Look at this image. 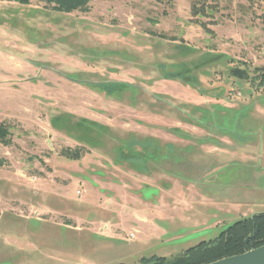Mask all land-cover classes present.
<instances>
[{
	"label": "rangeland",
	"instance_id": "obj_1",
	"mask_svg": "<svg viewBox=\"0 0 264 264\" xmlns=\"http://www.w3.org/2000/svg\"><path fill=\"white\" fill-rule=\"evenodd\" d=\"M53 6L0 0V264L173 258L264 211V0Z\"/></svg>",
	"mask_w": 264,
	"mask_h": 264
},
{
	"label": "trees",
	"instance_id": "obj_2",
	"mask_svg": "<svg viewBox=\"0 0 264 264\" xmlns=\"http://www.w3.org/2000/svg\"><path fill=\"white\" fill-rule=\"evenodd\" d=\"M20 4L29 5L31 0H16ZM46 2L47 4L54 5L55 11L61 13H72L75 11H87L89 4L94 0H37ZM204 8H202L203 10ZM215 11L216 9H211ZM211 12V11H210ZM207 16L206 9L201 11L197 7V4L192 6V14L199 16L200 14ZM207 13V14H206ZM239 79L249 80V74L247 71H241L236 69L234 73ZM258 76V75H257ZM169 79H181L185 83L199 88L197 81L195 82L193 77L185 79L179 76H167ZM261 78L260 86H264V72L257 78L259 81ZM91 84V85H90ZM91 87L96 85H117V83H90ZM123 85V84H122ZM125 86V85H123ZM202 92V91H201ZM203 93V92H202ZM10 127L5 122H0V141L3 144H10ZM83 147L76 149L66 148L62 151L65 158L70 160H79L85 154ZM0 164L2 161L0 160ZM264 246V212L256 214L252 217L240 220L228 228H226L221 234L212 240L202 241L196 246L184 251L182 254L173 258L165 257H143L140 260L141 264H209L224 258H228L235 255L244 254L250 250L257 249ZM124 264V263H121Z\"/></svg>",
	"mask_w": 264,
	"mask_h": 264
},
{
	"label": "water",
	"instance_id": "obj_3",
	"mask_svg": "<svg viewBox=\"0 0 264 264\" xmlns=\"http://www.w3.org/2000/svg\"><path fill=\"white\" fill-rule=\"evenodd\" d=\"M209 264H264V246Z\"/></svg>",
	"mask_w": 264,
	"mask_h": 264
},
{
	"label": "crops",
	"instance_id": "obj_4",
	"mask_svg": "<svg viewBox=\"0 0 264 264\" xmlns=\"http://www.w3.org/2000/svg\"><path fill=\"white\" fill-rule=\"evenodd\" d=\"M224 135H225V134L219 135V137H222V139H223V138H227V137L224 136ZM216 136H217V135H216ZM212 137H214V135H212ZM180 138H181L182 140H184L185 137H184V136H181ZM174 183H175V186H176V187H179L177 191H180L179 189H181V188H183V191H185V190H184L185 188L182 187V186L180 185L181 182H180L179 180H178V182L175 180ZM178 185H179V186H178ZM172 190H173V186H170L168 190L165 189V192L171 194V193H172ZM187 194L189 195V199H190L189 201H196L195 195H196L197 197H200V195H199V193H198V191H197V189H196L195 187L190 188V190L188 191ZM173 195H174V194H173ZM203 198H204V197H203ZM204 199H205V198H204ZM175 202L178 203V204H179V203L184 204V202L187 203L188 201H185L184 198L180 197L179 194H177V198H176V201H175ZM203 202H205V203H213V204L217 205L215 201H203ZM164 205H165V204H164ZM165 206H167V204H166ZM263 212H264V211H263ZM260 213H261V212H260ZM256 214H259V213H256ZM256 214H254V215H256ZM254 215H253V216H254ZM141 219H143L144 221H145V220L148 221V219H146L145 217H141ZM224 229H225V228H224ZM207 233H209V232L204 231V233H201L200 236L203 237V235H206ZM200 236H199V237H200ZM205 241H207V240H205Z\"/></svg>",
	"mask_w": 264,
	"mask_h": 264
},
{
	"label": "built area",
	"instance_id": "obj_5",
	"mask_svg": "<svg viewBox=\"0 0 264 264\" xmlns=\"http://www.w3.org/2000/svg\"><path fill=\"white\" fill-rule=\"evenodd\" d=\"M127 239H128L129 241H133V240L135 239V234H134V233H130V234H128Z\"/></svg>",
	"mask_w": 264,
	"mask_h": 264
}]
</instances>
